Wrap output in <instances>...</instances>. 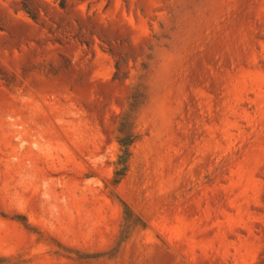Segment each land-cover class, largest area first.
Wrapping results in <instances>:
<instances>
[{
    "label": "rangeland",
    "instance_id": "374dc122",
    "mask_svg": "<svg viewBox=\"0 0 264 264\" xmlns=\"http://www.w3.org/2000/svg\"><path fill=\"white\" fill-rule=\"evenodd\" d=\"M0 264H264V0H0Z\"/></svg>",
    "mask_w": 264,
    "mask_h": 264
}]
</instances>
